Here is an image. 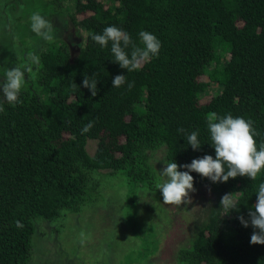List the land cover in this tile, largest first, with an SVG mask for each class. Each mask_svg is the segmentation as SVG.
<instances>
[{"label":"trees","instance_id":"1","mask_svg":"<svg viewBox=\"0 0 264 264\" xmlns=\"http://www.w3.org/2000/svg\"><path fill=\"white\" fill-rule=\"evenodd\" d=\"M55 1L74 5V13L63 9L87 37L78 53L65 40L51 42L40 53L37 71L25 74L20 103H7L0 92V264H31L39 236L35 220L53 226L50 221L81 212L96 188L93 172L121 173L131 186L149 190L164 179L152 162L160 151L178 165L204 155L215 159L209 113L251 119L257 148L264 144V0H108L107 6L100 0ZM112 25L138 46L141 30L154 34L162 42L159 55L138 70L122 69L113 61L111 42L102 48L91 39ZM93 73L95 97L82 84ZM121 74L135 82L131 90L127 83L113 87ZM92 120L95 125L82 135ZM196 130L199 150L186 141ZM90 139L99 141L94 156L87 150ZM190 174L194 189L209 187L214 200L206 218L194 223L188 245L176 253V264H264V245L250 243L258 229L238 219H249L254 210L264 169L254 181L237 176L213 183ZM229 193L238 211L221 207ZM40 249L45 246L37 249L44 255ZM160 249L124 264H150ZM106 260L101 264L123 262Z\"/></svg>","mask_w":264,"mask_h":264},{"label":"rangeland","instance_id":"2","mask_svg":"<svg viewBox=\"0 0 264 264\" xmlns=\"http://www.w3.org/2000/svg\"><path fill=\"white\" fill-rule=\"evenodd\" d=\"M100 1L108 5V0ZM63 8L75 12L73 4L55 0H0V77H4L7 68L28 64L29 53L40 59V53L53 41L65 40L74 53L79 52L85 32L79 33L77 27L73 28L70 14ZM35 11H40L56 28L53 41L46 42L31 31L29 17ZM83 18L85 16H79ZM39 65L40 60L26 74L35 73ZM98 145L96 139L88 141L91 156L95 155ZM163 161L164 151L152 158L159 172L166 167ZM90 176L96 188L81 212L50 221L53 226L48 222L40 223L46 220H35L39 236L31 264L39 260H42L40 264H80L83 258L87 264L98 261L101 264L118 257L124 264L126 259L154 255L160 247L150 264H176V253L193 238L194 223L202 222L213 206L214 195L207 186L189 193L191 203L168 205L163 203L162 193L157 188V184L163 182L160 178L149 190H142L131 186L121 173L102 171ZM52 231L55 232L48 235ZM40 245L45 246V250L40 249L44 255L37 253Z\"/></svg>","mask_w":264,"mask_h":264},{"label":"clouds","instance_id":"3","mask_svg":"<svg viewBox=\"0 0 264 264\" xmlns=\"http://www.w3.org/2000/svg\"><path fill=\"white\" fill-rule=\"evenodd\" d=\"M79 16L77 17L78 20H82L79 19ZM82 16L86 17L87 15ZM29 20L31 31L37 37L46 42L55 39L56 28L40 11L31 13ZM75 27L77 26L73 23V28ZM77 31L79 33L81 31L85 32L84 43L87 30L83 27H77ZM138 36L142 46H138L126 30L112 25L106 27L102 34H92L91 39L102 48L107 47L111 42L113 61L117 62L122 69H126L127 72H132L142 68L145 63L157 57L162 47V42L148 31L141 30ZM129 49H131L130 52ZM71 51L73 52L72 48ZM78 51H80V48H78ZM29 57L30 62L28 64H19L14 68H7L4 72V79L0 82V92L3 93L4 100L9 104L14 105L21 102L19 95L25 84V74L31 70L32 65L39 63V57L34 53H29ZM96 75V73L91 76L84 75L82 82L83 87L89 89L93 97L99 91ZM125 83H127L128 90L135 86L134 81L127 82V77L122 74L116 75L112 81L113 87L116 88ZM72 87L73 89L77 88V84L74 82ZM2 111L4 109L0 106V112ZM206 120L211 144L215 149V159L211 155H204L202 158L193 159L190 164L184 165H178L175 161H163L166 167L159 172V175L164 179L163 182L157 184V188L162 193L164 204L181 205L191 203L189 193L198 190L194 189V177L190 174L191 172H196L216 183L227 182L229 178L234 179L237 176H247L254 181L261 170L264 169V144H261L259 149L257 148L254 137L258 133L251 119L233 117L231 113L219 116L217 113L212 112L206 115ZM95 122V120H92L84 125L81 128V134L88 133ZM178 132L183 133L185 130L180 128ZM198 136V130L192 131L186 136L187 144L193 150H199L201 147L202 143ZM181 167L186 171H180L179 168ZM256 194L257 202L254 205V210L250 209L248 212L249 219H245L243 215L239 216L238 219L245 228L251 224L253 229H258V231L252 233L250 243L264 245V182L259 184ZM221 207L230 211L239 210L232 193L225 194L221 198ZM16 226L22 228L23 224L16 221Z\"/></svg>","mask_w":264,"mask_h":264}]
</instances>
